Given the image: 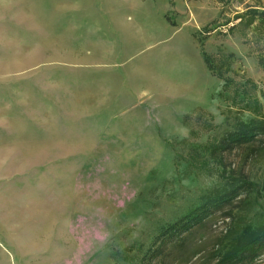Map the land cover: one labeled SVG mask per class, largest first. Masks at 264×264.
<instances>
[{
  "label": "rangeland",
  "instance_id": "1",
  "mask_svg": "<svg viewBox=\"0 0 264 264\" xmlns=\"http://www.w3.org/2000/svg\"><path fill=\"white\" fill-rule=\"evenodd\" d=\"M169 2L173 43L184 46L179 82L176 49L141 53L127 70L103 66L96 5L0 0V264L139 263L164 228L224 184L219 170L186 160L222 132L225 80H251L261 96L264 49L224 24L264 0ZM157 4L163 13L166 2ZM199 108L218 128L197 124L193 138L184 119ZM247 153L225 155V177L262 183L264 152ZM257 193L166 247L160 264H219L229 237L264 225L262 186Z\"/></svg>",
  "mask_w": 264,
  "mask_h": 264
},
{
  "label": "trees",
  "instance_id": "2",
  "mask_svg": "<svg viewBox=\"0 0 264 264\" xmlns=\"http://www.w3.org/2000/svg\"><path fill=\"white\" fill-rule=\"evenodd\" d=\"M230 24H232L229 27L230 34H240L264 49V8L248 7L243 12L236 13L224 26ZM202 54L206 66L211 70L210 57L203 48ZM259 62L264 66V55H261ZM257 90L256 84L251 80L244 84L225 80L219 97L225 98L229 105L222 113L224 116L222 132L220 135L210 137L204 145L194 147L190 158L186 160L193 169L219 170L220 177L225 180L222 187L203 197L202 203L186 216L164 228L160 234V244L149 250L142 261L135 263V256H125L124 260L130 264H160L164 259L166 247L183 242L196 228L206 225L211 218L218 215L230 218L229 212L236 201L241 200L243 196L249 199L258 194L259 186L264 190V181L254 182L240 177L242 175L225 177L227 171L224 168L225 155L228 153L243 150L248 152L246 156L248 154L254 156L257 152L261 156V152H264V85L261 96L257 95ZM184 122L190 125L193 138L198 137L197 124L206 132L218 128L214 125V116L201 108L186 116ZM263 255L264 225L245 235L229 237L221 251L219 264H256Z\"/></svg>",
  "mask_w": 264,
  "mask_h": 264
},
{
  "label": "crops",
  "instance_id": "3",
  "mask_svg": "<svg viewBox=\"0 0 264 264\" xmlns=\"http://www.w3.org/2000/svg\"><path fill=\"white\" fill-rule=\"evenodd\" d=\"M158 1L167 4L163 13L158 12ZM79 2L96 5L97 51L106 53L103 66H116L119 60L121 67L127 70L129 61L140 57L141 53L168 52L170 49H176V67L172 68V74H176L178 82L179 74L184 77V46H180L179 42L173 43L179 37V33L166 21V15L170 10L169 0H79ZM181 47L183 64L180 71ZM119 53L126 54V58H118ZM202 69L208 74L204 63ZM131 73L128 71V74Z\"/></svg>",
  "mask_w": 264,
  "mask_h": 264
}]
</instances>
